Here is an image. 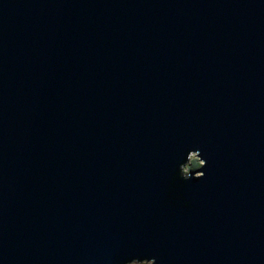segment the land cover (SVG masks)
I'll list each match as a JSON object with an SVG mask.
<instances>
[{
	"label": "water",
	"instance_id": "water-1",
	"mask_svg": "<svg viewBox=\"0 0 264 264\" xmlns=\"http://www.w3.org/2000/svg\"><path fill=\"white\" fill-rule=\"evenodd\" d=\"M151 258L264 264V0H0V264Z\"/></svg>",
	"mask_w": 264,
	"mask_h": 264
},
{
	"label": "clouds",
	"instance_id": "clouds-1",
	"mask_svg": "<svg viewBox=\"0 0 264 264\" xmlns=\"http://www.w3.org/2000/svg\"><path fill=\"white\" fill-rule=\"evenodd\" d=\"M206 160H205V166H206ZM204 175H205V173L202 171V173H201V175L200 176H194L192 179H202L203 177H204ZM179 177H180V179H182V180H184V181H188L187 180V178L186 177H182V176H180L179 175ZM151 260L154 262V264H157V262H156V259L155 258H151ZM128 262H129V260H124L123 261V264H128Z\"/></svg>",
	"mask_w": 264,
	"mask_h": 264
},
{
	"label": "rangeland",
	"instance_id": "rangeland-1",
	"mask_svg": "<svg viewBox=\"0 0 264 264\" xmlns=\"http://www.w3.org/2000/svg\"><path fill=\"white\" fill-rule=\"evenodd\" d=\"M193 162H196V167L192 169V171H195L197 169H199L201 167V163L199 162L198 158L197 157H192L191 161H190V164H192ZM190 167H187V169H185V172L188 173L190 170Z\"/></svg>",
	"mask_w": 264,
	"mask_h": 264
},
{
	"label": "trees",
	"instance_id": "trees-1",
	"mask_svg": "<svg viewBox=\"0 0 264 264\" xmlns=\"http://www.w3.org/2000/svg\"><path fill=\"white\" fill-rule=\"evenodd\" d=\"M190 170H192L193 168H195L196 167V162H193L192 164H190Z\"/></svg>",
	"mask_w": 264,
	"mask_h": 264
}]
</instances>
